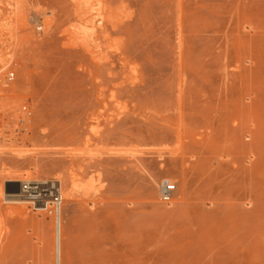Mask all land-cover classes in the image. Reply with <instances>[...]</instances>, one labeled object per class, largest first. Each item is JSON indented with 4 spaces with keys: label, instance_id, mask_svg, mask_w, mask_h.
Returning a JSON list of instances; mask_svg holds the SVG:
<instances>
[{
    "label": "rangeland",
    "instance_id": "obj_1",
    "mask_svg": "<svg viewBox=\"0 0 264 264\" xmlns=\"http://www.w3.org/2000/svg\"><path fill=\"white\" fill-rule=\"evenodd\" d=\"M103 1L109 29L92 30L74 11L97 0H0L4 40L27 41L1 88L34 57L0 108V172L72 170L92 187L62 227V264H264V0ZM154 181L176 184L171 202ZM43 213L2 203L0 264H54Z\"/></svg>",
    "mask_w": 264,
    "mask_h": 264
},
{
    "label": "bare ground",
    "instance_id": "obj_2",
    "mask_svg": "<svg viewBox=\"0 0 264 264\" xmlns=\"http://www.w3.org/2000/svg\"><path fill=\"white\" fill-rule=\"evenodd\" d=\"M98 2H100L99 4H101V6L97 9V10H95L94 12H88V14L87 13H80L81 12V10L80 11H78V10H76V11H74L75 12V14H74V12H73V14L75 15V17L76 18H78L79 19V22L81 23L80 25L82 26V25H86L88 28H90V25L92 26V30L93 29H95L97 26H96V24L98 25V24H100L101 25V27L105 24H108L109 23V21H110V8L111 7H109L108 8V6L110 5V4H105L104 3V1L103 0H97ZM107 2V1H106ZM80 4V3H79ZM77 5V4H76ZM80 5H82V4H80ZM79 5V6H80ZM107 5V6H106ZM78 6V5H77ZM73 7V6H72ZM84 7V6H83ZM82 7V8H83ZM74 8V7H73ZM84 10H85V8H84ZM85 12H86V10H85ZM97 20V21H96ZM79 22H78V24H79ZM80 25L79 26H77V25H75V27H73V29H74V31L73 32H75V34H77V33H79V34H77L78 36L79 35H83L82 36V39H83V41H81V42H83L84 44H86L87 45V49L88 48H91L90 47V44H92V43H90L87 39L89 38V37H87L86 35H84V32L82 33L81 31H80ZM103 26V27H106V28H108L107 26ZM111 25V24H110ZM102 27V28H103ZM112 27V26H111ZM105 28V29H106ZM113 28V27H112ZM111 28V29H112ZM100 26H99V28H97V31L99 32L100 30ZM104 29V30H105ZM109 29V28H108ZM108 29H106V30H108ZM102 30V29H101ZM71 34L73 33L72 32V29H71ZM101 32V31H100ZM103 32H105V31H102V33H100V34H104ZM70 34V36H72ZM99 34V33H98ZM99 34V35H100ZM95 35H96V32H95ZM5 36H8V37H14L13 35H10V34H8L7 35V33H5V30H0V76L9 68V66H10V64H11V62H12V59H13V61L15 60V59H17V58H21L22 56V54L21 55H19L18 57L16 56L15 57V54L16 53H18L19 51L20 52H22L23 50H25L26 49V47H24V45H23V43L24 42H27L26 40L25 41H22V40H19V39H17V41H12L11 43H8L7 41H5L4 40V37ZM86 36V37H85ZM102 36V35H101ZM96 37V36H95ZM100 37V36H99ZM81 37H76V36H74L73 37V43H74V45L76 44H78L77 43V40H79ZM44 39V38H43ZM71 39V38H70ZM90 39V38H89ZM94 39V38H93ZM97 40V39H96ZM94 41H95V39H94ZM97 41H99V38H98V40ZM82 43V44H83ZM94 43V42H93ZM97 43V42H96ZM25 44V43H24ZM81 44V45H82ZM25 46H28V45H25ZM40 46V45H39ZM43 46H44V44H43ZM42 45H41V47H43ZM79 47V46H78ZM3 49H6L7 51L9 50L10 52V54L8 55V56H10L11 55V52L13 53L14 52V56L12 57V56H10L9 58H7L6 56L4 57V58H2L3 56V53H2V55H1V52H2V50ZM86 49V48H85ZM42 51V50H41ZM66 51V50H65ZM4 53H5V51H4ZM6 54V53H5ZM4 54V55H5ZM26 56H27V58L26 59H23L22 58V60H20V61H18L17 62V66H18V74H19V76H18V81H19V78H20V75H22V78H23V83H30V81H29V76H30V73L29 74H27L26 72L29 70V64L27 63V62H30V63H32L31 61H28V59H30V58H34L33 57V50L32 49H29L28 51H26ZM42 56V55H41ZM32 60V59H31ZM33 64H34V62H33ZM32 64H30V66H31ZM35 65V64H34ZM82 67V66H81ZM33 68V67H32ZM31 69V68H30ZM36 69H37V67H36ZM82 69V68H81ZM81 71V70H80ZM26 73V74H25ZM109 74V73H108ZM102 77V76H101ZM16 82L15 84H14V86H12V88H10V87H8V86H5V87H2L1 88V86H2V80L0 79V108H1V106H6V104H7V102H10L11 100L10 99H14L15 97L17 98V96L20 94V93H22V92H24V90H22L23 89V87H25V89H26V85L25 86H23L22 84L23 83H21V82ZM22 81V80H21ZM32 81V80H31ZM46 82V81H45ZM6 84H9V82H7V80H6V82H5ZM32 83V82H31ZM13 84V83H12ZM9 85H11V84H9ZM27 93V92H26ZM29 93V92H28ZM101 94H103V92L101 93ZM24 95V94H23ZM20 96V95H19ZM22 97V96H21ZM115 97V96H114ZM114 99V98H113ZM108 100V99H107ZM13 101V100H12ZM18 102V101H17ZM22 102V101H21ZM112 102V101H111ZM119 102V101H118ZM6 103V104H5ZM12 103V102H11ZM20 103V102H19ZM31 103H33V102H31ZM114 103V102H113ZM112 103V104H113ZM18 106V105H17ZM2 107V108H3ZM108 107V106H107ZM3 110V109H2ZM100 110V109H99ZM11 114V113H10ZM95 119V118H94ZM8 124V123H7ZM8 127V126H7ZM16 127V126H15ZM9 131H5V130H2V132H0V168H1V166H3V164H2V162H3V160H5L4 158H5V156L9 153V149H10V144H11V138H10V135H9V133H8ZM12 134V133H11ZM68 155V154H67ZM83 155V154H82ZM71 157V156H70ZM69 158V157H68ZM90 164V163H89ZM127 164V163H126ZM71 165V164H70ZM44 166V165H43ZM33 169V168H32ZM21 173V172H20ZM81 173V172H80ZM78 174V173H75V172H73L72 170H70L69 172H65V174H64V180L63 179H57V181L61 184V188H63L62 186L64 185V187L65 188H63L64 189V191H62V195H63V199H64V202H63V206H62V210H61V214H60V218H59V221H56V220H54L55 221V230H54V236L53 237H55V260H54V264H62V250H61V248H62V240H61V238H62V227L64 226V224H66L65 223V221H66V218H67V215L69 214V213H71L72 212V210H74V207H76V206H78V204L79 203H82V201H83V199L82 198H78L77 197V195L83 190V189H86V190H88L87 192V194H86V196H88L89 194H90V190H92V187L89 185H87V186H84V185H82L80 182L78 183V181H79V179H80V175L81 174ZM32 176H33V174H31V173H21V174H19V176L15 179V178H13V177H10L9 176V172H8V170L6 169L5 171H2V172H0V199H4V200H1L0 201V212L2 211V203L4 202L5 204H7V205H12V204H17V205H25V206H27V205H31V196L30 195H27V194H25L24 192H22L20 189V187H19V183L20 182H25V181H28V182H31V181H34V179L32 178ZM36 178V177H35ZM83 179V178H82ZM82 181V180H81ZM84 182V181H83ZM5 185H7V187H8V191H9V193L7 194V195H4V187H5ZM154 185H155V187H157V189H158V187H159V192H160V190H161V183H158V182H156V181H154ZM156 189V190H157ZM175 194V193H174ZM85 196V197H86ZM25 209H27L26 207H25ZM28 210V209H27ZM26 211V210H25ZM39 212V211H38ZM43 214H45V212L43 213ZM50 217V216H49ZM49 217H48V220H49ZM51 218V217H50ZM41 223H43V222H41ZM42 227L44 226V225H41ZM43 228H45V227H43ZM42 228V229H43ZM54 229V228H53ZM51 230V229H50Z\"/></svg>",
    "mask_w": 264,
    "mask_h": 264
},
{
    "label": "built area",
    "instance_id": "obj_3",
    "mask_svg": "<svg viewBox=\"0 0 264 264\" xmlns=\"http://www.w3.org/2000/svg\"><path fill=\"white\" fill-rule=\"evenodd\" d=\"M14 79V72H10L6 77L7 82H12ZM21 190L31 196V208L34 211L48 213L56 221H59L64 199L61 184L58 181H25L21 183ZM176 190V184L164 182L161 185L160 200L163 203L171 202Z\"/></svg>",
    "mask_w": 264,
    "mask_h": 264
}]
</instances>
